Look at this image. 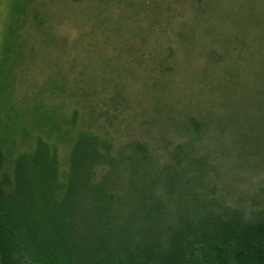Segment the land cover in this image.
Masks as SVG:
<instances>
[{
  "label": "rangeland",
  "instance_id": "1",
  "mask_svg": "<svg viewBox=\"0 0 264 264\" xmlns=\"http://www.w3.org/2000/svg\"><path fill=\"white\" fill-rule=\"evenodd\" d=\"M149 88L165 96L167 129L194 109L213 124L192 144L212 165L220 149L238 151L239 162L219 166L239 178L237 190L264 185V158L259 170L248 163L260 149L247 140L264 147V0H0L3 180L37 137L56 144L65 164L92 110L101 114L94 132L114 148L139 138L165 161L164 148L185 138L158 134L150 115H138ZM114 95L128 100L115 104ZM75 110L82 122L68 137L55 120Z\"/></svg>",
  "mask_w": 264,
  "mask_h": 264
},
{
  "label": "trees",
  "instance_id": "2",
  "mask_svg": "<svg viewBox=\"0 0 264 264\" xmlns=\"http://www.w3.org/2000/svg\"><path fill=\"white\" fill-rule=\"evenodd\" d=\"M155 90L144 93L151 103L138 115H150L158 134L185 138L167 143L163 162L139 138L114 148L93 130L96 110L86 112L82 129L77 110L55 120L68 127L65 136L78 129L65 164L42 137L17 154L11 175L0 176V264H264V185L240 191L233 171H221L228 158L239 162L238 151L220 149V165H212L211 153L194 150L214 129L196 109L171 116L167 129L165 96ZM114 96L115 104L128 100ZM247 140L260 149L248 162L259 170L264 147ZM3 159L0 150V171Z\"/></svg>",
  "mask_w": 264,
  "mask_h": 264
}]
</instances>
